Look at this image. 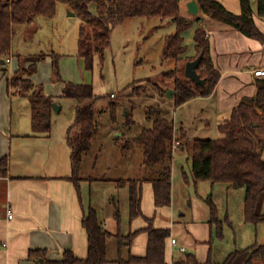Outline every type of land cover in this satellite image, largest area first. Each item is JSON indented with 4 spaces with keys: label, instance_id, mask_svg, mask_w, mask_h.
<instances>
[{
    "label": "trees",
    "instance_id": "obj_1",
    "mask_svg": "<svg viewBox=\"0 0 264 264\" xmlns=\"http://www.w3.org/2000/svg\"><path fill=\"white\" fill-rule=\"evenodd\" d=\"M94 1L96 13L89 9ZM180 0H0V61L6 60L11 49L15 31L22 25H29L40 15L53 17L59 2L69 5L81 18L78 29L77 57L83 59L86 69H92L95 57L102 62L105 49L110 43L114 26L129 17L146 16L172 19L175 29L164 37L162 57L175 60V66L164 73L168 79L166 84L157 85L160 94L165 95L168 88L174 91L170 101L174 108L183 102L198 96H208L217 84L220 73L215 68L211 57V46L208 34L200 22L199 16L187 18L180 15ZM200 11L215 20L225 23L247 37L264 44V34L257 28L253 19L251 0H239L240 13L227 10L218 0H196ZM256 14L264 18V0H256ZM195 25L193 41L194 56L184 58L192 60L202 54L197 72L203 85H195L184 76L183 69L177 63L183 60L182 55L187 46L183 33ZM46 56L50 57L53 79L63 84V97L82 101L95 96L90 83H76L64 80L59 69L61 55L51 52L16 54L17 69L9 78V87L13 93L24 95L29 101L30 124L32 135H49L52 128L53 102L55 97L43 91V85L36 83L32 75L37 64ZM155 118L151 125L144 127L136 134L115 139L121 152L130 146H137L142 154V165L156 170L152 178H119L115 179L117 187H128V221L142 214L141 183L149 180L153 187V199L156 207L169 205L171 202L172 157L174 149H185L184 134L179 132L166 117L160 115L159 107H150ZM116 105L110 103L108 110L113 122H116ZM149 111V112H150ZM131 114H127L126 124L132 122ZM220 135L216 138H195L191 142L189 156L191 158V176L194 183L208 181L211 185L226 184L229 188L243 189V218L247 223L264 222L261 210L264 200V77L256 80V92L250 97L242 98L232 109L230 116L218 124ZM97 134L95 108L93 104L80 105L75 108L73 123L66 130V141L70 147L71 174L67 177L76 187L81 199L79 181L83 179L80 170L85 156L91 150ZM178 144L173 148L174 141ZM8 158H0V174L7 171ZM185 181L190 182L187 174ZM93 179V178H85ZM101 180L102 178H98ZM113 216L117 224L116 233L107 231L97 212L90 206L83 208L82 226L87 235V253L84 258L75 255L72 249L62 251L59 259H48L45 249H31L28 257L40 264H104L111 260L107 257V241L114 237L117 241V264H163L165 261V242L170 235L169 229L157 228L152 218H145L144 228L123 234L120 231L121 214L117 199L111 197ZM203 201L208 207L210 224L218 238L223 237V222L231 225L228 214L224 219L219 217L217 205L212 192ZM81 202V200H80ZM82 206V202H81ZM148 235L146 251L143 256L129 252L133 238L141 233ZM126 255H123V251ZM41 258V259H38ZM187 261L197 264L195 258L188 256ZM205 264H264V243H253L245 247H236L221 261L213 260L210 254Z\"/></svg>",
    "mask_w": 264,
    "mask_h": 264
},
{
    "label": "crops",
    "instance_id": "obj_2",
    "mask_svg": "<svg viewBox=\"0 0 264 264\" xmlns=\"http://www.w3.org/2000/svg\"><path fill=\"white\" fill-rule=\"evenodd\" d=\"M190 1H184V13L181 9V0L179 1L180 15L187 18L196 16L201 18L199 23L202 24L208 34L212 61L215 68L218 69L220 77L210 95L194 97L177 106L179 108L176 114L174 112L173 125L177 129V136L181 131L185 138L188 135H198L199 132L209 128L212 124L217 128L219 123L230 116L232 109L242 98L255 94L256 80L264 77L253 74L254 68L264 65V44L245 36L225 23L204 15L199 6L197 12L192 14L188 10ZM218 1L233 13L238 14L241 11L239 0ZM251 1L254 10V22L264 34V18L256 14V8L253 6L254 0ZM194 29L195 25L183 33L184 43L187 46L186 52L181 57L183 59L195 54ZM18 53L15 52L12 40L11 49L7 55L10 60L8 62L4 60V63L0 61V158L2 156L8 158L7 171L3 175L0 174V264H40L28 257L29 251L36 248L45 249V256L48 259H59L62 251L67 248L72 249L77 257L84 258L87 253V235L81 223L83 208L92 207L102 223L104 222L103 226L107 231L110 233H116L117 231L113 213L110 210H107V215L103 213V205L100 201L95 200L94 187H98L99 183L114 182L116 184L114 180L119 178H143L142 154L137 146H130L126 152L118 150L120 171L115 173L114 178L108 179V182H103L107 181L103 178V175L89 174L87 169L83 168L87 159L91 160V163L92 160L95 161V163H92L93 166L101 159L102 148H95L93 142V146L85 156L82 164L85 173L84 175L81 173L83 179L79 181L81 206L75 184L67 178L71 174L70 147L65 138L67 129H65L63 136L59 138H56L55 132L58 120L54 117L61 112L62 104L60 101L65 98L62 93L63 84H55L49 89L45 81L41 82L44 93L55 97V101L59 104V110L57 112L53 111V126L49 135H32L30 107L26 109L24 106L23 110L20 109L19 112L14 113V104L22 105V99L24 98H22L23 95L18 96L19 94L13 93V89L9 87L8 82L17 69L15 55ZM25 54L28 53L25 52ZM65 55L67 53L60 59L62 73L64 68L62 64L66 61ZM46 57L44 60H49V69L51 70L50 57ZM78 60L84 64L83 59L78 57ZM40 62L37 64L36 72L39 71V66L42 69ZM9 65L11 67H8ZM36 72L32 79L35 76L40 81V72ZM74 102L75 108L81 105V101L74 100ZM198 116L201 118L199 124L195 122ZM185 151V149L179 148L175 152L184 153L185 156L187 155L186 158H189ZM262 155L264 157V147ZM173 157L171 164V202L169 205L155 206L153 187L149 180H143L141 183L142 214L132 221H128L127 186L120 187L127 188L123 192V194H127V196L124 195V209L117 194L107 195V200H103L102 204L106 201L109 203L111 197H117L121 214L120 231L123 234L144 228L147 225L146 217L153 219L155 227L169 229L170 235L165 242L164 263L192 264L187 261V257L193 256L197 260V264H205L208 254L213 260H221L219 258L221 253L213 250L212 246L214 238L213 230L208 223V207L202 200L203 194L198 192L197 189L200 185H208L210 190L208 193L212 192L217 208H219V205L216 196L220 191L225 190L226 194L236 193L240 196L239 206L242 212L243 189L229 188L223 183L211 185L209 182H204L205 184H198V181L193 184L194 189L197 185L195 192L190 190L189 182V184L183 182L177 188V193H175L174 174L175 169L179 166L174 162ZM155 174L156 170L150 168L146 178H152ZM88 177L93 179H85ZM98 178L102 179L99 180ZM115 188L120 189L117 185ZM230 208L228 202L223 211V214H228L229 220L232 216ZM8 209L12 211L11 218L8 217ZM218 210L220 211V208ZM261 210L264 213V200ZM241 220L248 224L244 221L243 213ZM231 230L234 231L233 247H242L237 240L236 228ZM171 238L176 239L175 246L170 244ZM109 239L107 241V257L111 261L104 264H117L114 262L117 257V247L112 251L108 244ZM147 239L146 232L137 234L131 242L129 252L136 256H143L146 251ZM254 243H264V239L262 238ZM178 246L184 247L185 251H171V247L177 248ZM122 253L125 256L126 250ZM38 259L41 258L38 257Z\"/></svg>",
    "mask_w": 264,
    "mask_h": 264
},
{
    "label": "rangeland",
    "instance_id": "obj_3",
    "mask_svg": "<svg viewBox=\"0 0 264 264\" xmlns=\"http://www.w3.org/2000/svg\"><path fill=\"white\" fill-rule=\"evenodd\" d=\"M185 0H181V9L184 13ZM252 2V1H251ZM254 8H256V0H254ZM89 9L94 14L96 13L95 3L92 1L89 4ZM81 23V18L70 9L69 5L59 2L56 7V13L53 17H46L40 15L29 25H22L16 29L13 38V47L16 53L25 54L36 52H55L61 55L67 53L66 61L61 71L59 61V69L64 80L73 82H89L93 86L95 96L92 99L82 100L81 105L93 104L95 108V121L97 125V134L94 141V146L101 147V159L98 163L94 160L85 161L84 167L87 173L92 175H103L108 182L114 178L115 173L120 171V159L118 150L119 146L115 139L130 137L141 131L144 127L151 125L152 120L156 117L154 111H150V107H159L160 115L166 117L170 122L173 121L174 112L178 111L179 107L174 108L170 98L159 93L157 85H164L168 79L164 76L175 66V60L172 58L162 57V46L166 34L171 33L175 29L172 19H162L160 17H146L136 16L129 17L124 22L113 27L111 31L110 43L104 52V59L99 61L98 57L93 60L92 69H86L84 64L79 62L77 53V39L78 29ZM24 42V43H23ZM29 51V52H28ZM34 51V52H33ZM47 58V57H46ZM42 69L39 66L40 72L38 77H33L36 83L45 81L50 89L55 84H61L60 81L53 79L52 70L49 69V60L43 59L40 62ZM178 67L183 69L185 61L180 60L177 63ZM8 67H11L10 65ZM63 74V75H62ZM34 75V74H33ZM32 75V76H33ZM35 78V79H34ZM42 84V83H41ZM43 85V84H42ZM113 93V96L110 94ZM20 96V95H18ZM22 105L14 104V113L29 107V101L26 96H22ZM60 101V99H59ZM115 103L116 122H113L109 114L108 107L110 103ZM57 103V102H56ZM62 110L59 115H55L58 120L56 125V138L63 136L65 129L73 123L75 117V102L73 99L64 98L60 101ZM58 104V103H57ZM20 107V108H19ZM150 111V112H149ZM130 113L132 117L131 124H126L127 114ZM197 124L201 122V118L195 121ZM53 126V123H52ZM199 132V131H198ZM195 136L188 135L186 137V154L191 150V142L195 138H216L220 135L216 126L213 124L209 128H205ZM174 162L179 166L175 169L174 174V189L177 193V188L181 183H187L184 174L190 179V190L195 192L194 182L191 176V158L184 155V153L175 152ZM188 152V153H187ZM89 166V167H88ZM80 173L84 175V169ZM149 167L142 168L143 178L149 173ZM208 181H199L198 184H203ZM188 183V184H189ZM210 183V182H209ZM205 184V183H204ZM114 182L99 183L98 187H94V198L100 201L103 213L108 214L107 210L113 213V203L109 199V203L102 204L103 200H107V195H118L122 201V208L124 209V195L125 188L117 189ZM202 193L204 198L209 190L208 185H200L197 189ZM192 192V193H193ZM219 217L224 219L223 211L226 204H230L232 227L226 221L223 222V237L218 238L213 231V250L220 252L219 258L221 260L232 251L234 231L236 228L237 240L242 247L247 246L255 241L264 239V222L257 224H245L241 220L242 211L239 206L240 196L236 193L226 194L222 190L217 194ZM128 198V197H127ZM117 199V197H116ZM203 200V199H202ZM204 202V201H203ZM205 203V202H204ZM263 204V203H262ZM128 206V204H127ZM218 208V209H219ZM104 223V222H103ZM179 228V227H178ZM175 231V230H173ZM178 236V233H177ZM109 247L112 251L117 247V241L114 237L109 239ZM178 248L171 247V251H176ZM179 251V250H178ZM180 252V251H179ZM114 255V254H113ZM218 260V261H221Z\"/></svg>",
    "mask_w": 264,
    "mask_h": 264
},
{
    "label": "water",
    "instance_id": "obj_4",
    "mask_svg": "<svg viewBox=\"0 0 264 264\" xmlns=\"http://www.w3.org/2000/svg\"><path fill=\"white\" fill-rule=\"evenodd\" d=\"M188 10L192 14H195L197 12L198 5H197L195 0H191L188 3ZM201 57H202V54H199L196 58L186 61L185 65H184V72H183L184 76L186 78L192 80V82L195 85H203L204 84V79H202L197 72V68H198V65L200 63ZM1 61H2V63H4V60H1ZM173 91L174 90L172 88H168L166 90V96L168 98H170ZM52 106H53V110L55 112H57L59 110V104H57L56 102H53Z\"/></svg>",
    "mask_w": 264,
    "mask_h": 264
},
{
    "label": "built area",
    "instance_id": "obj_5",
    "mask_svg": "<svg viewBox=\"0 0 264 264\" xmlns=\"http://www.w3.org/2000/svg\"><path fill=\"white\" fill-rule=\"evenodd\" d=\"M9 60H10V59L7 58V59H6V62H8ZM253 74L256 75V76H264V65H261V66H258V67H256V68H254V69H253ZM110 96H113V93H111ZM177 144H178V141L175 140V141H174V144H173V148H175V147L177 146ZM8 217H9V218L12 217V211H11V209H8ZM176 243H177L176 239H174V238H171V239H170V244H171L172 246H175ZM177 248H178V250H179L180 252H184V251H185L184 247L178 246ZM163 264H167V263H163Z\"/></svg>",
    "mask_w": 264,
    "mask_h": 264
}]
</instances>
